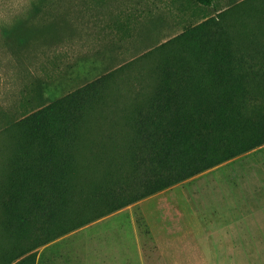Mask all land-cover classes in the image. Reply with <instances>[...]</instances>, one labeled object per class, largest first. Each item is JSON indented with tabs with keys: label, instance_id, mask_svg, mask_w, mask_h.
<instances>
[{
	"label": "rangeland",
	"instance_id": "1",
	"mask_svg": "<svg viewBox=\"0 0 264 264\" xmlns=\"http://www.w3.org/2000/svg\"><path fill=\"white\" fill-rule=\"evenodd\" d=\"M247 2V4H246ZM245 3L231 31L245 70L264 75V0H0V178L23 118L113 72L119 106L106 107L86 143L108 142L141 83L142 56ZM142 80V82H140ZM119 132L121 135L119 136ZM1 222V211H0ZM9 239L0 223V264ZM36 264H264V149L254 150L104 216L36 249Z\"/></svg>",
	"mask_w": 264,
	"mask_h": 264
},
{
	"label": "trees",
	"instance_id": "2",
	"mask_svg": "<svg viewBox=\"0 0 264 264\" xmlns=\"http://www.w3.org/2000/svg\"><path fill=\"white\" fill-rule=\"evenodd\" d=\"M243 5L142 56L153 60L150 82L140 80L111 125L123 129L121 142L113 132L108 142L85 141L104 109L119 106L124 66L12 126L0 178L5 264H36L39 247L264 145V75L245 70L231 32Z\"/></svg>",
	"mask_w": 264,
	"mask_h": 264
},
{
	"label": "crops",
	"instance_id": "3",
	"mask_svg": "<svg viewBox=\"0 0 264 264\" xmlns=\"http://www.w3.org/2000/svg\"><path fill=\"white\" fill-rule=\"evenodd\" d=\"M262 149H264V145H262V146H260V147H258L257 149H255L256 151H258V150H262ZM252 151H254V150H252ZM251 152V151H250Z\"/></svg>",
	"mask_w": 264,
	"mask_h": 264
}]
</instances>
